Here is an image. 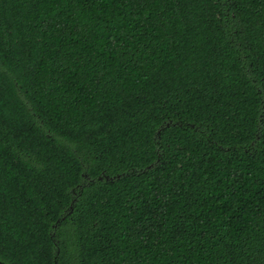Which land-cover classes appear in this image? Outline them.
Wrapping results in <instances>:
<instances>
[{"label": "trees", "instance_id": "obj_1", "mask_svg": "<svg viewBox=\"0 0 264 264\" xmlns=\"http://www.w3.org/2000/svg\"><path fill=\"white\" fill-rule=\"evenodd\" d=\"M56 262L264 264V0H0V264Z\"/></svg>", "mask_w": 264, "mask_h": 264}, {"label": "water", "instance_id": "obj_2", "mask_svg": "<svg viewBox=\"0 0 264 264\" xmlns=\"http://www.w3.org/2000/svg\"><path fill=\"white\" fill-rule=\"evenodd\" d=\"M72 208H73V205L71 206V209H72ZM59 221H60V220H59ZM59 221H58V222H59ZM56 264H57V262H56Z\"/></svg>", "mask_w": 264, "mask_h": 264}, {"label": "flooded vegetation", "instance_id": "obj_3", "mask_svg": "<svg viewBox=\"0 0 264 264\" xmlns=\"http://www.w3.org/2000/svg\"><path fill=\"white\" fill-rule=\"evenodd\" d=\"M1 264H5V263H1Z\"/></svg>", "mask_w": 264, "mask_h": 264}]
</instances>
